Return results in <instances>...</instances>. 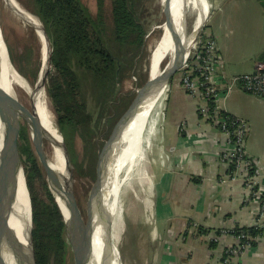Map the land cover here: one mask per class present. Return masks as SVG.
<instances>
[{"label": "crops", "instance_id": "crops-1", "mask_svg": "<svg viewBox=\"0 0 264 264\" xmlns=\"http://www.w3.org/2000/svg\"><path fill=\"white\" fill-rule=\"evenodd\" d=\"M207 3L211 7L208 20L215 9L223 8L221 19L206 25L205 32L213 38L221 55L220 75L232 84L226 94V88H221L218 105L224 113L247 122L245 152L264 167V98L250 95L238 81L232 82L255 70L257 56L264 48V8L257 0ZM179 84L175 80L165 91L164 115L155 148L159 152L161 181L165 182L168 240L164 243L171 247L162 248L165 251L156 261L157 264H220L223 250L234 243L232 235H221V231L253 226L256 206L249 202L240 179H228L218 161L224 136L199 119L200 102L185 93ZM159 115L155 116L156 124ZM261 184L264 185V177ZM171 194L174 199L170 198ZM199 229L207 233H200ZM213 237H219V241L211 248L209 242ZM239 261L264 264V234L257 239L256 246L242 253Z\"/></svg>", "mask_w": 264, "mask_h": 264}, {"label": "trees", "instance_id": "trees-1", "mask_svg": "<svg viewBox=\"0 0 264 264\" xmlns=\"http://www.w3.org/2000/svg\"><path fill=\"white\" fill-rule=\"evenodd\" d=\"M17 1L40 20L49 39L50 69L45 79V92L57 115L71 160L76 164L75 139L90 143L101 119L106 118L107 126L111 121L110 116L113 115L112 108H116L117 117L130 103V97H117L116 92L123 71L134 65V60L139 57L144 43L145 28L139 18L140 0H110L109 17L105 11L104 0H95V13H92L82 0ZM257 1L264 8V0ZM209 38L213 39L204 30L200 35L201 46ZM7 50L14 66L18 67L22 60L28 62L30 58L28 48L24 55L15 53L16 58L11 56L12 49L8 45ZM13 59H16L15 63ZM257 59L264 62V48ZM187 64L190 66L191 60H188ZM189 66L180 70L181 73L178 72L180 87L184 74L192 71L193 77L198 76ZM17 67L15 68L20 71ZM178 73L173 75L169 83L175 81ZM86 80L94 85L91 87L94 88L95 95L89 96L96 114L89 111V96L84 87ZM185 93L190 95L187 91ZM193 98L201 104V97ZM197 113L199 119L221 133L218 125L200 112V105ZM222 114L232 119L231 115L224 112ZM224 141L223 138V143ZM18 147L31 202V240L35 264H65L71 251L65 238L63 218L55 197L41 176L37 156L27 129L23 126L19 131ZM218 161L231 180L236 170L235 165L222 163L221 153L218 155ZM93 168L91 166V172ZM36 182H40L41 193L36 190ZM199 232L207 233L203 229H199ZM230 232L234 235H245L240 240L241 243L254 247L257 239L264 234V219L260 224L253 226H235ZM215 234L218 236L220 232ZM216 245L217 242L213 240L209 242L211 248ZM227 256L223 251L220 264H227L223 262Z\"/></svg>", "mask_w": 264, "mask_h": 264}, {"label": "rangeland", "instance_id": "rangeland-1", "mask_svg": "<svg viewBox=\"0 0 264 264\" xmlns=\"http://www.w3.org/2000/svg\"><path fill=\"white\" fill-rule=\"evenodd\" d=\"M165 1L166 0L139 1V18L140 22L145 28V35L143 38L144 43L142 45V48L140 49L139 57L134 60V65L131 68L125 69L123 71L121 82L117 87V97H130L129 101L131 102L137 89L141 87L148 79L150 55L154 49L156 42L162 34L161 26L164 24L165 20L163 15V7ZM82 2L90 9L92 13L96 12L95 0H82ZM104 6L107 17H109L110 0H104ZM185 9L186 30L187 35H190L192 34L194 26L197 24V11L193 8L192 5L187 4L186 0ZM222 9V7L215 9L209 20V14H207L205 23L198 32L199 36L206 29V25L208 26L209 23L211 24V22H217V20L221 19L223 15ZM209 11L211 12V7L208 4L207 13H209ZM0 28L6 46L8 45V47L12 49L10 50L12 57L16 58L15 53L17 55H24V51H26L27 48L30 49V58L28 62L22 60L21 65L19 64L18 67L14 65L13 66L20 69V71H17L19 73L21 72L22 75L27 76L28 81L32 85H34L38 79L41 65L40 42L34 28L20 14L11 9L4 0H0ZM168 58L169 57L166 56V58L161 62V67H163V65L167 62ZM15 62L16 59H13V63ZM49 69L50 67L49 65H47L45 73ZM180 70L177 71V73H181ZM179 73L175 79L176 81L180 79ZM91 85L93 84H91L88 80L84 82L85 93L88 96L91 94L93 96L95 95L94 88L91 87ZM18 94V99L27 108L31 109L32 101L27 96V94L22 91H19ZM165 96L166 92L161 97H159L144 123L142 132V140L144 145L142 163H140V165H135V167H133L131 171H128L127 167H124L120 170V173L118 175V180L125 179L122 183V186L120 187L117 196L120 225L118 227L119 231L116 233V235H111L110 241L111 245L117 249L120 264H157L158 260L156 261V259H159L161 253L165 251H163L162 248L171 249V247L168 248V246H165L166 243H164L166 240H168L167 236L165 235V182L162 183L161 181V166L158 160L159 152L156 151L157 149H155L158 148V131L160 130V126L162 125ZM88 100L89 111L96 114L94 112L95 109L91 103L90 96ZM47 101L50 111L53 114L54 121L59 127L57 115L53 109V106L51 105L49 99ZM160 104H162L161 107ZM112 110L113 115L110 116L111 121L107 124V126H105L106 118L103 117V119H101L98 126L99 128L96 129V133L92 135L90 143L88 141L85 143L81 142L79 138L75 139L74 144L77 153V160L76 164H74V192L79 212L84 221L86 220L87 216L86 205L88 195L96 177L98 148L101 147L104 141L109 137L116 121L126 109L123 112H120L119 116L117 117H115L117 111L116 108L115 110L112 108ZM156 115H159L158 124H156ZM19 121L20 127H25L30 137V130L28 129L26 124L21 119H19ZM247 127L249 128L248 124ZM154 132L156 133L155 135ZM43 150L44 153L46 152V156L50 155V146L44 138ZM159 158H161V156ZM37 160L41 170V176L44 182L47 184V174L43 168L42 163L38 159V156ZM91 166L94 167L92 172ZM262 177H264V171L261 172L259 177L256 178V180L260 182L259 185L261 184ZM239 181L242 182V179ZM242 183L244 184V182ZM245 187L246 186H244V188ZM36 190L41 193L40 182H36ZM245 191L248 194L246 188ZM171 197L172 199L175 198V196L172 194L170 195V198ZM248 200L249 202L251 201L253 204H255V206H257L255 201L251 199ZM108 244L109 240L107 241V246ZM65 264H74L71 253H69V255L67 256Z\"/></svg>", "mask_w": 264, "mask_h": 264}, {"label": "bare ground", "instance_id": "bare-ground-1", "mask_svg": "<svg viewBox=\"0 0 264 264\" xmlns=\"http://www.w3.org/2000/svg\"><path fill=\"white\" fill-rule=\"evenodd\" d=\"M6 4L20 14L35 30V33L40 42V70L38 79L32 85L28 79L19 73L11 64L5 41L0 28V87L10 93L13 97L18 98V92L22 91L31 99L36 115L39 118L42 126L51 134L55 142H48L51 153L47 157V182L53 191L56 198L60 197L61 174L64 171V160L56 143L60 142V137L57 129V124L54 121L53 114L48 106V99L43 86L42 80L45 75L48 65V44L42 31V25L38 18L24 9L16 0H4ZM187 4L192 5L197 11L196 22L192 30V34L187 35L184 25L186 15L185 0L171 1V14L175 20V24L179 27L181 34L184 37V44L187 45L205 23L208 3L207 0H186ZM185 13V14H184ZM161 26V25H160ZM162 34L156 42L149 60V76L154 77L161 71V62L168 56L171 59L173 52V43L168 27L163 24L161 26ZM167 60V61H168ZM165 91L162 89L157 94L148 97L138 108L135 116L125 129L118 147L114 150L112 158H110L106 176L102 186V204L110 217V232L107 234L104 227L102 215L99 207L95 203L91 224V247L92 254L88 259L87 264H120L117 249L111 245V235H116L120 225L118 216L117 196L125 179L118 180L120 170L127 167L128 171L132 170L135 165H140L143 160L144 145L142 140V132L144 123L149 115L152 107L155 105L159 97ZM50 101V100H49ZM30 104V103H29ZM2 141L1 124H0V147ZM45 150V149H44ZM46 153V152H45ZM15 178L13 184V200L10 208L9 226L15 231L12 233V244L23 255L19 256V260L23 257L21 264H29L30 259V228H31V208L28 198L27 189L20 166L18 162H14ZM143 169V168H142ZM140 170V168H139ZM143 176V175H142ZM144 179V178H143ZM65 217H68V212L61 205ZM82 230V229H81ZM118 235V234H117ZM109 244L107 246V241ZM11 253V252H10ZM12 254V253H11ZM17 256V257H18ZM12 258V256H11ZM13 259V258H12ZM14 261V259H13ZM15 262V261H14Z\"/></svg>", "mask_w": 264, "mask_h": 264}, {"label": "water", "instance_id": "water-1", "mask_svg": "<svg viewBox=\"0 0 264 264\" xmlns=\"http://www.w3.org/2000/svg\"><path fill=\"white\" fill-rule=\"evenodd\" d=\"M171 1L166 0L163 7L164 24L170 31V37L173 43V52L171 59H169L161 68L158 75L151 77L139 87L121 116L116 121L109 137L104 141L103 145L98 148L97 163H96V177L91 186L88 200H87V216L86 220L82 219L79 212L75 192H74V164L71 160L68 147L65 142V138L60 128L57 125L60 142L56 146L64 160V171L61 174L60 185V197L56 198L50 186L49 190L55 197V201L61 212L64 222V233L67 243L70 246V251L73 257L74 264H87L88 259L92 254L91 247V233H92V216L96 203L99 207V214L102 215L104 227L107 234L110 232V217L105 211L102 202V186L106 176L107 164L113 156L114 150L118 147L121 137L130 121L135 116L138 108L143 101L148 97L157 94L162 89L167 90L168 84L173 75L182 69L186 64L190 51L197 38L198 32L193 36L189 44H184V37L180 32L179 27L175 24V20L171 14ZM18 2V1H17ZM8 5V4H7ZM10 7V5H8ZM11 8V7H10ZM12 9V8H11ZM28 11V10H27ZM31 13V12H30ZM32 14V13H31ZM185 14V13H184ZM35 16V15H34ZM39 20V19H38ZM40 21V20H39ZM186 15L184 18V25L186 28ZM41 23V22H40ZM42 25V23H41ZM200 30V29H199ZM42 31L48 44V65L50 66L51 46L47 34L42 25ZM187 32V30H186ZM5 48L7 46L5 44ZM8 52V50H7ZM9 55V54H8ZM10 60V57H9ZM11 62V60H10ZM12 64V63H11ZM48 72V70H47ZM47 72L45 73L42 83L45 88V79ZM23 120L28 129L30 130V139L35 153L38 159L43 165L47 174V157L43 150V138L47 142H55L51 134L42 126L39 118L36 115L34 105L32 108H27L18 98L13 97L10 93L0 87V124L2 143L0 147V264H21L23 257L19 260V250L11 243L13 231L9 226L10 208L13 200V184L15 178V169L13 168L14 162H18L20 171L23 174L25 186L27 189L26 178L24 174V167L21 155L18 147V137L20 131V121ZM48 175V174H47ZM47 177V176H46ZM48 184V182H47ZM28 198L30 201L29 191L27 189ZM31 203V202H30ZM61 205L68 212V217H65ZM31 208V204H30ZM82 229V230H81ZM32 231V216H31V228H30V259L29 264H35L34 250L31 240ZM12 254H11V253ZM14 261H13V259ZM18 256V257H17ZM20 256H23L20 253Z\"/></svg>", "mask_w": 264, "mask_h": 264}, {"label": "built area", "instance_id": "built-area-1", "mask_svg": "<svg viewBox=\"0 0 264 264\" xmlns=\"http://www.w3.org/2000/svg\"><path fill=\"white\" fill-rule=\"evenodd\" d=\"M188 60H191L190 66L187 64ZM188 60L182 69L189 66L197 72L198 76L193 77L192 71L184 74L180 81L181 87L192 97H201L200 112L220 128L225 139L224 147L220 151L221 161L224 164L233 163L235 165L236 170L232 178L242 179L244 182L248 197L257 204L256 216L258 219L255 216L254 225L260 224L264 217V185H259L260 182L256 178L264 171V167L260 161L250 158L245 152L248 133L246 122L238 117L231 116L232 119H230V117L223 116V111L218 105L221 88H226V94L231 90L232 84H228L219 73L221 55L215 41L209 38L201 46L200 41L196 40ZM233 81H238L246 93L264 98V62L258 61L253 73L241 75L234 78ZM230 231H221V235L229 233L234 238V245L223 250L228 254L223 262L242 264L239 257L251 247L247 243H241L240 240L245 235H234ZM212 240L218 242L219 237H213Z\"/></svg>", "mask_w": 264, "mask_h": 264}]
</instances>
